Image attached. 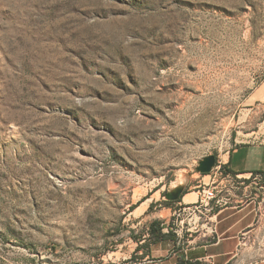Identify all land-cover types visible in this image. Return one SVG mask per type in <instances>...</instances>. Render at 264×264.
<instances>
[{
	"label": "rangeland",
	"instance_id": "1",
	"mask_svg": "<svg viewBox=\"0 0 264 264\" xmlns=\"http://www.w3.org/2000/svg\"><path fill=\"white\" fill-rule=\"evenodd\" d=\"M253 143L264 0H0V264H141L166 195ZM205 185L264 258V175Z\"/></svg>",
	"mask_w": 264,
	"mask_h": 264
},
{
	"label": "crops",
	"instance_id": "2",
	"mask_svg": "<svg viewBox=\"0 0 264 264\" xmlns=\"http://www.w3.org/2000/svg\"><path fill=\"white\" fill-rule=\"evenodd\" d=\"M223 165L238 173L237 177L264 174V143L241 145L210 175L202 174L198 179L193 175L182 183L167 199L172 204L158 209L154 220L162 222V233L167 237L155 241L148 232L149 225L139 242L151 243L146 250H139L144 256L141 264H264V258H258L248 241L256 232V213L252 202L241 200L244 194L235 193L222 204L201 205L203 184L212 175L222 176Z\"/></svg>",
	"mask_w": 264,
	"mask_h": 264
},
{
	"label": "trees",
	"instance_id": "3",
	"mask_svg": "<svg viewBox=\"0 0 264 264\" xmlns=\"http://www.w3.org/2000/svg\"><path fill=\"white\" fill-rule=\"evenodd\" d=\"M222 171H225V172L230 173V174L235 175V176L238 174V173L228 169L227 166H225V165L222 166ZM254 173L264 175L263 172H254ZM171 204H172L171 202H166V206H169ZM153 205L154 204H151L150 209L153 207ZM148 232H149L150 236L155 239V241H160V240L167 237V235L162 233V222H159V221L152 222L149 226ZM140 249L141 248L139 247L137 250L139 251Z\"/></svg>",
	"mask_w": 264,
	"mask_h": 264
},
{
	"label": "built area",
	"instance_id": "4",
	"mask_svg": "<svg viewBox=\"0 0 264 264\" xmlns=\"http://www.w3.org/2000/svg\"><path fill=\"white\" fill-rule=\"evenodd\" d=\"M212 202L222 204L224 200L218 198L215 188H211L205 185L204 187H202L201 205L209 206Z\"/></svg>",
	"mask_w": 264,
	"mask_h": 264
},
{
	"label": "water",
	"instance_id": "5",
	"mask_svg": "<svg viewBox=\"0 0 264 264\" xmlns=\"http://www.w3.org/2000/svg\"><path fill=\"white\" fill-rule=\"evenodd\" d=\"M216 167V158L214 156H209L207 158H205L201 163L200 166L198 167V172L203 174V175H207L209 173H211V171L213 170V168ZM178 192V190H175L172 193H168L166 198L167 199H171V196H174L176 193Z\"/></svg>",
	"mask_w": 264,
	"mask_h": 264
},
{
	"label": "bare ground",
	"instance_id": "6",
	"mask_svg": "<svg viewBox=\"0 0 264 264\" xmlns=\"http://www.w3.org/2000/svg\"><path fill=\"white\" fill-rule=\"evenodd\" d=\"M143 211V210H142Z\"/></svg>",
	"mask_w": 264,
	"mask_h": 264
}]
</instances>
